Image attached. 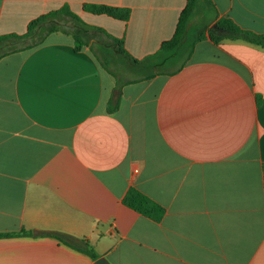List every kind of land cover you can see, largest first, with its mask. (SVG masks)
Instances as JSON below:
<instances>
[{
	"label": "crops",
	"instance_id": "obj_1",
	"mask_svg": "<svg viewBox=\"0 0 264 264\" xmlns=\"http://www.w3.org/2000/svg\"><path fill=\"white\" fill-rule=\"evenodd\" d=\"M211 1L206 27L229 17L264 33V0ZM185 4L0 0V34L67 5L142 58ZM115 85L62 32L0 58V233H13L0 235V264L94 262L43 232L85 240L110 264H264V48L204 38L175 72ZM129 187L164 208L159 221L123 204Z\"/></svg>",
	"mask_w": 264,
	"mask_h": 264
},
{
	"label": "trees",
	"instance_id": "obj_2",
	"mask_svg": "<svg viewBox=\"0 0 264 264\" xmlns=\"http://www.w3.org/2000/svg\"><path fill=\"white\" fill-rule=\"evenodd\" d=\"M201 5L210 6L212 1L186 0L172 36L163 41L154 53L142 58L131 55L125 49L122 38L113 36L102 27L87 24L67 5H62L31 19L22 33L0 34V58L13 52L31 49L42 43L47 35L52 32H62L73 38L75 50L88 46L100 65L115 78L116 88H120L124 83L149 79L160 72H175L190 57L195 43L204 38L210 39L215 44L220 43L223 39L243 40L264 48V33L242 28L229 17L217 18L212 25L207 27L205 25L192 36L194 26L199 22V19L203 18ZM83 8L119 20H127L130 16V10L126 7L85 3ZM183 52H185V58L176 66L172 68L161 67L182 55ZM131 73L134 76L127 75ZM108 110L111 111V108ZM122 202L155 221H159L164 212V208L159 203L135 187L127 189ZM23 233L29 232L23 231ZM9 234L13 233H0V235ZM42 234L76 247L93 261L98 258L85 240L81 241L82 244L74 246L73 242L76 240L69 235L59 232H43Z\"/></svg>",
	"mask_w": 264,
	"mask_h": 264
},
{
	"label": "rangeland",
	"instance_id": "obj_3",
	"mask_svg": "<svg viewBox=\"0 0 264 264\" xmlns=\"http://www.w3.org/2000/svg\"><path fill=\"white\" fill-rule=\"evenodd\" d=\"M205 12H202V15H204L203 18L199 19V22L196 23V25L193 28V32H192V36H194L195 32L198 30H201L205 24H206V19L209 16V13L206 12V10H204ZM185 52H183L182 55L178 56L177 58H175L174 60H172L171 62H167L165 65L161 66V67H166V68H172L174 66H176L178 63H180L181 60H183V58H185ZM128 76H134V74H127Z\"/></svg>",
	"mask_w": 264,
	"mask_h": 264
},
{
	"label": "water",
	"instance_id": "obj_4",
	"mask_svg": "<svg viewBox=\"0 0 264 264\" xmlns=\"http://www.w3.org/2000/svg\"><path fill=\"white\" fill-rule=\"evenodd\" d=\"M95 264H110L104 257H98L94 260Z\"/></svg>",
	"mask_w": 264,
	"mask_h": 264
}]
</instances>
